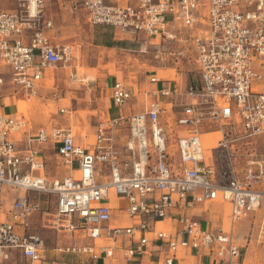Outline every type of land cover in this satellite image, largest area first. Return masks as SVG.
<instances>
[{
    "label": "built area",
    "instance_id": "2783aa9c",
    "mask_svg": "<svg viewBox=\"0 0 264 264\" xmlns=\"http://www.w3.org/2000/svg\"><path fill=\"white\" fill-rule=\"evenodd\" d=\"M68 1L91 26L162 42L176 41L187 30L198 82L170 86L149 77L148 84L158 87L143 109L99 122L92 152L76 146L69 130L34 132L27 110L12 115L0 108V264H8L13 253L29 264L44 261L42 239L26 233L28 217L41 211L29 194L55 199L49 224L55 231L81 233L92 241L127 236L133 242L121 249L126 262L144 256L151 238L167 249L154 264H177L175 255L182 249L206 253L213 260L209 264H244L233 227L256 212L263 195L237 177L231 144L238 138L229 135L240 132L248 139L264 134V0ZM43 5L44 0H18L16 11L0 12V70H7V82L27 105L37 97L45 69L67 67L74 59L72 47H54L44 35ZM5 84L0 72V90ZM130 97L124 82L111 86L114 107ZM212 127L221 138L216 147L205 149L201 137ZM121 129L128 135L118 149ZM20 135L29 146L57 145L63 165L76 164V177L34 176L44 169L41 154L31 147L20 152L15 141ZM7 195L12 200L5 206ZM113 197L127 204L120 213L130 221L128 227L110 226L114 211L106 202ZM217 200L230 206L228 228L205 229L186 213ZM165 221L175 224L174 231L165 228ZM115 250L72 245L62 253L87 255L95 264L101 257L111 260Z\"/></svg>",
    "mask_w": 264,
    "mask_h": 264
},
{
    "label": "crops",
    "instance_id": "0c3cea01",
    "mask_svg": "<svg viewBox=\"0 0 264 264\" xmlns=\"http://www.w3.org/2000/svg\"><path fill=\"white\" fill-rule=\"evenodd\" d=\"M114 1L123 3L125 0ZM17 6L18 0L0 1V12H14L17 10ZM42 15V31L48 38L50 44L54 47H72L74 59L67 67L45 69L43 71L42 80L38 86L37 97L28 105L23 102L21 93L9 85L7 82L8 79L6 78L7 76L5 75L6 84L0 90L1 112L14 115L16 111L25 113L27 109L29 126L34 132L41 129L46 132L52 129L69 130L74 137L76 146L82 147L87 152H92L97 124L101 121L128 117L140 112L144 104L150 99L148 94L150 91L154 90L155 87H158V85L154 87L148 84L147 86L141 87V85L136 84L127 85L122 81L129 87L131 97L122 107L116 108L110 100V89L118 80L107 77L96 67H88L85 76L75 80L79 85L78 88L69 90L70 86H66L68 82L66 79V77H68L67 70L77 60L75 54L78 52L79 47L83 46V43L82 39L78 38V33H75V39H72V36H67L65 32L73 33L74 31H79L82 25L80 24L81 19H84L85 23L89 25L86 20V15L79 9L73 12L72 6L68 0H44ZM46 23H50L49 28L45 26ZM89 26L91 28L112 29L115 31V34L118 33L117 30L109 27ZM122 34L128 35V33ZM28 41L29 38L26 37L25 43L27 44ZM61 71H65L63 73L65 78L61 77ZM72 77L74 76H70V78ZM68 94H74L75 96H68ZM50 100L58 105L55 113L51 112L47 105ZM61 100L66 102V105H60ZM127 135L128 131L126 129H121L118 132L116 140V147L118 149H122ZM208 136L209 135H206L202 138L205 139V137ZM24 139L22 135L15 136L17 148L20 152H25L29 147L34 148L40 152L44 164V169L34 172V176L45 177L48 180L76 177V164L73 163L71 167L64 166L58 156L57 145L46 142L42 144L33 143L29 146ZM209 142L210 138L208 140V143ZM54 149L56 150V172L50 170V165L48 163L50 160L46 157L49 156V152ZM98 169H102V166L98 167ZM28 196L31 200L37 201L41 208L40 212H35L28 217L26 225V233L36 234L43 241L44 261L41 264H92L87 255L62 253L63 248L72 245L94 246L95 248L114 246L116 248L111 260L101 257L95 264H154L160 262L167 253L164 243L156 242L150 238L145 248L146 254L141 258H134L131 262H126L122 257L121 249L129 247L133 242L127 236H118L115 241L109 239L92 241L83 237L81 233L76 232L71 234L64 230L55 231L49 226L53 215L47 212V210L52 207L55 212V199L44 194H29ZM2 200L4 205L8 206L12 198L7 195L2 198ZM123 203H125L124 200L116 197L106 202L114 211L113 222L110 224L111 227L129 226L130 221L122 218V213H120ZM224 205L227 207L225 214L223 209ZM186 213L200 221L205 229L212 230L221 224L224 225L225 218L230 215V206L222 202L220 203L217 200L210 204H197L193 209L186 211ZM216 222L219 223L215 224ZM164 225L166 229L174 231L175 224L171 223V221H165ZM53 235H55L57 239L60 238L62 244L55 248H48L46 243L49 244L52 242ZM12 258L13 259L8 264H29L17 253H13ZM175 259L177 264H209L213 261L206 253H200L189 249L179 250L175 255Z\"/></svg>",
    "mask_w": 264,
    "mask_h": 264
},
{
    "label": "rangeland",
    "instance_id": "374dc122",
    "mask_svg": "<svg viewBox=\"0 0 264 264\" xmlns=\"http://www.w3.org/2000/svg\"><path fill=\"white\" fill-rule=\"evenodd\" d=\"M80 24L82 25L79 31L65 32L67 36H72V39H75L74 35L78 33V38L82 39L83 43L75 54L77 60L67 70L66 86H70L69 90L78 88L79 85L75 80L85 76L88 67H96L107 77L124 81L127 85L147 86L148 78L151 76L160 78L167 85L197 84L195 54L187 30H182V35H178L176 41L162 42L142 35H125L119 32L115 34L112 29L91 28L84 19L80 20ZM0 72L8 75L7 70H0ZM64 72L61 71L63 78H65ZM256 72L260 74V71L256 70ZM70 76L75 78L72 77V79ZM70 95L75 96L68 94ZM63 104L66 105V102L61 100L60 105L63 106ZM47 105L51 112H56L58 105L54 101L50 100ZM216 130L212 127L210 134L208 131H204V134L215 135ZM178 131L181 132L182 128ZM229 137L238 138L231 144L233 146L231 159L237 177L251 190L263 195L256 212L233 227L235 241L243 247L244 264H264V134L247 139L243 138L240 132H232ZM220 138L221 136L217 134L212 146L216 147L217 140ZM46 157L50 160L48 162L50 170L56 172V150L50 151L49 156ZM219 161H225V158L221 157ZM126 206L127 204L123 203L121 208ZM223 209L225 214L227 207L224 205ZM47 212L53 215L54 208H49ZM228 224L229 216L224 220L226 228ZM133 225H137V219L133 220ZM61 244L62 240L57 239L55 235L52 242L46 243L48 248H55Z\"/></svg>",
    "mask_w": 264,
    "mask_h": 264
},
{
    "label": "bare ground",
    "instance_id": "6f19581e",
    "mask_svg": "<svg viewBox=\"0 0 264 264\" xmlns=\"http://www.w3.org/2000/svg\"><path fill=\"white\" fill-rule=\"evenodd\" d=\"M24 113V112H23ZM26 113V112H25ZM204 136H206V135H204ZM210 136V137H209ZM208 137H205V139H203L202 137H201V139H202V141H203V144H204V148L205 149H209L210 148V144H211V146H212V144H213V140H214V138H216V136H217V134H215V135H209ZM209 138H210V142L208 143V140H209ZM214 146H212L210 149H212ZM218 202H220L221 203V201L220 200H218ZM159 227H160V224H159Z\"/></svg>",
    "mask_w": 264,
    "mask_h": 264
}]
</instances>
